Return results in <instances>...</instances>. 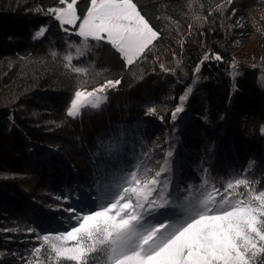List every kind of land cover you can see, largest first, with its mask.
I'll use <instances>...</instances> for the list:
<instances>
[{
	"label": "trees",
	"instance_id": "16d2710c",
	"mask_svg": "<svg viewBox=\"0 0 264 264\" xmlns=\"http://www.w3.org/2000/svg\"><path fill=\"white\" fill-rule=\"evenodd\" d=\"M87 3L79 0L81 12ZM138 3L162 39L147 59L126 70L107 44L90 41L91 53L83 59L67 48L80 38L65 34L57 21L37 11L56 6V0H0L1 225L42 233L63 229L67 214L54 210L56 196L68 194L73 204L91 207L100 194L98 179L146 152L152 166L155 155L172 151L173 192L198 185L203 169L216 182L247 172L264 189V25L256 18L264 0H234L231 6L226 0ZM221 4L223 11L217 9ZM237 20L243 27H235ZM42 26L45 36L34 39ZM254 37V52L238 50ZM69 52L76 66L89 67L88 74L78 76L62 66ZM205 52L224 59L204 63L195 74ZM160 64L174 71L164 72ZM116 78L121 84L107 91L99 109L87 108L75 119L66 116L79 81L88 88ZM189 87L184 111L173 122L171 113ZM153 106L157 115H147ZM163 133L167 141L159 147ZM120 137L133 138V148L110 149ZM17 235L0 239V253H6L0 264H19L14 253L33 246V240L19 241Z\"/></svg>",
	"mask_w": 264,
	"mask_h": 264
},
{
	"label": "snow or ice",
	"instance_id": "6c2138e0",
	"mask_svg": "<svg viewBox=\"0 0 264 264\" xmlns=\"http://www.w3.org/2000/svg\"><path fill=\"white\" fill-rule=\"evenodd\" d=\"M233 3L226 0L228 6ZM217 9L223 11L224 5ZM37 11L57 21L65 34L80 38L79 44H66L78 58L91 53L90 41L107 44L126 70L147 59L162 39V32L150 22L138 0H88L82 12L79 0H56V6ZM236 14L232 8V16ZM235 27H243L241 20ZM46 32V27H40L34 39ZM50 54L57 56L55 51ZM223 59L217 52H205L195 74L204 63ZM73 61L69 52L61 64L78 76L89 73V67L76 66ZM237 64L233 59V67ZM160 67L164 72L174 71L164 64ZM121 82V78L106 79L89 91L86 81H79L69 96L66 116L75 119L87 108L99 109L107 101V91ZM191 92L189 87L179 97L180 103L171 113L173 122L184 111ZM146 114L156 116L157 108H147ZM158 118L163 120V116ZM172 155L171 150L165 153V163L150 179L143 178L153 163L148 152L135 163L120 164L103 174L97 181L100 194L91 207L73 204L68 194L56 196L59 203L54 210L67 214L63 229L42 233L27 228L34 237L33 246L23 255L14 253L19 264H264V189L258 187L259 182L249 179L247 172L216 182L203 169L198 185L188 184L173 192ZM252 166L250 162L248 168ZM4 255L0 253V257Z\"/></svg>",
	"mask_w": 264,
	"mask_h": 264
},
{
	"label": "rangeland",
	"instance_id": "374dc122",
	"mask_svg": "<svg viewBox=\"0 0 264 264\" xmlns=\"http://www.w3.org/2000/svg\"><path fill=\"white\" fill-rule=\"evenodd\" d=\"M256 18L258 19L259 23L264 25V5H263V8L261 10H258L256 12ZM38 30H39V28L36 29V31H38ZM256 46H257L256 37H254L250 41H248L247 44L243 45L238 50L240 52H250L251 53V52H254V49L256 48ZM104 82L105 81L101 82L100 84H103ZM97 86H94V87H97ZM94 87H88L87 90L91 91V89L94 88ZM132 139L133 138H128V137L115 138L113 143L110 144V146H111L110 149L123 151L122 150L123 149L122 146H125V145L132 149L133 148L132 143H131ZM166 141H167V134L166 133L161 134L160 135V140L158 142L159 144L157 143V146H159V147L160 146H164V143ZM161 148H163V147H161ZM160 156L163 158L165 156V153L162 152L161 155H155V162L151 166V171L145 177H143L144 179H150L151 176H153L155 174V172L158 171L160 169V167L164 164L163 159ZM5 228H13V227H8L7 225H1V223H0V239H2V240H12V233L11 232H8V233H4L3 232V229H5ZM16 233L18 234L17 236L19 237L18 238L19 241L27 242V241H24V240H33L34 239L33 235L32 234H28L26 232V230H22V231L18 230V232H16ZM29 248H31V246H29ZM24 252H25V250L21 251V255H23Z\"/></svg>",
	"mask_w": 264,
	"mask_h": 264
}]
</instances>
